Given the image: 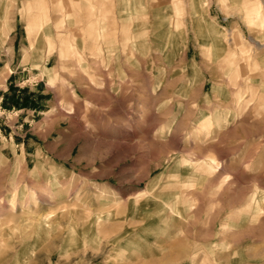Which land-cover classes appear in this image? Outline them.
Segmentation results:
<instances>
[{
  "label": "rangeland",
  "instance_id": "rangeland-1",
  "mask_svg": "<svg viewBox=\"0 0 264 264\" xmlns=\"http://www.w3.org/2000/svg\"><path fill=\"white\" fill-rule=\"evenodd\" d=\"M0 264H264V0H0Z\"/></svg>",
  "mask_w": 264,
  "mask_h": 264
},
{
  "label": "bare ground",
  "instance_id": "bare-ground-1",
  "mask_svg": "<svg viewBox=\"0 0 264 264\" xmlns=\"http://www.w3.org/2000/svg\"><path fill=\"white\" fill-rule=\"evenodd\" d=\"M11 203H12V207H14V206H13V205H14L13 202H11Z\"/></svg>",
  "mask_w": 264,
  "mask_h": 264
}]
</instances>
